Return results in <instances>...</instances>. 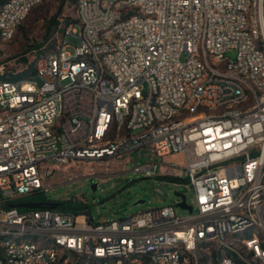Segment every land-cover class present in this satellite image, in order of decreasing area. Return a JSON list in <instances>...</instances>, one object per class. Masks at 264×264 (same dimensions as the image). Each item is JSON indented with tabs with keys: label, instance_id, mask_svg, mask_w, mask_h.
<instances>
[{
	"label": "built area",
	"instance_id": "1",
	"mask_svg": "<svg viewBox=\"0 0 264 264\" xmlns=\"http://www.w3.org/2000/svg\"><path fill=\"white\" fill-rule=\"evenodd\" d=\"M45 1L0 0V70ZM77 1L36 73L0 79V264H264V0ZM143 149L183 156L133 171L187 179L188 215L11 207L56 169Z\"/></svg>",
	"mask_w": 264,
	"mask_h": 264
},
{
	"label": "rangeland",
	"instance_id": "2",
	"mask_svg": "<svg viewBox=\"0 0 264 264\" xmlns=\"http://www.w3.org/2000/svg\"><path fill=\"white\" fill-rule=\"evenodd\" d=\"M78 20L77 0H46L38 5L18 29L14 41L4 43L5 60L1 64L0 75L14 76L30 74V67L37 64L46 51L55 49L63 38L67 23ZM72 23V22H71ZM81 32V27L77 26ZM68 52L74 54L76 45L71 43ZM228 55L236 58V52ZM132 161L101 163L86 161L69 167H61L48 177V189L33 196L15 201L66 202L71 199L82 202V213L90 215L95 223L125 218L149 208H159L176 204L177 213L186 216L189 210L178 206L176 192H185L189 204L193 202V191L186 187L187 179L171 176L147 178L143 173H135L137 164L153 160L170 166L173 161L182 163V155L155 158L150 150L143 149L131 155ZM157 171L159 172L160 166ZM55 168V160L45 163ZM8 199L7 196H0ZM143 200V203L138 201Z\"/></svg>",
	"mask_w": 264,
	"mask_h": 264
},
{
	"label": "trees",
	"instance_id": "3",
	"mask_svg": "<svg viewBox=\"0 0 264 264\" xmlns=\"http://www.w3.org/2000/svg\"><path fill=\"white\" fill-rule=\"evenodd\" d=\"M71 22H73V21H71ZM71 22H68L67 25H69ZM30 72H31L30 74L24 73V74H19V75H14V76L0 75V79L1 80L16 81V80H20L23 78L30 77L36 73V64L32 65L30 67ZM42 203H44V205H50V202H42ZM59 203H60L59 208L62 210L74 212L76 214H83L82 210L84 209L85 206L83 205L82 202L75 201V199H71L69 201L59 202Z\"/></svg>",
	"mask_w": 264,
	"mask_h": 264
},
{
	"label": "water",
	"instance_id": "4",
	"mask_svg": "<svg viewBox=\"0 0 264 264\" xmlns=\"http://www.w3.org/2000/svg\"><path fill=\"white\" fill-rule=\"evenodd\" d=\"M177 196H181L183 198V201L178 204V206L183 207V208H189L192 210V207L187 206V203L185 201L186 195L183 192H176ZM143 200L138 201V203H143ZM44 206V203L38 202V201H33V202H27V203H21V204H13L11 207H20V208H41ZM60 206L59 202H50V207L52 208H57Z\"/></svg>",
	"mask_w": 264,
	"mask_h": 264
}]
</instances>
